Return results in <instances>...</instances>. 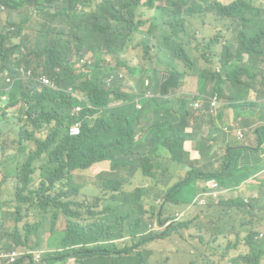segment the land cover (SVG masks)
<instances>
[{"label":"trees","instance_id":"trees-1","mask_svg":"<svg viewBox=\"0 0 264 264\" xmlns=\"http://www.w3.org/2000/svg\"><path fill=\"white\" fill-rule=\"evenodd\" d=\"M0 2L6 10L30 7L43 18L32 39L23 35V23L16 25L7 20L0 31L1 69L12 77L19 67L28 72V81L15 80L7 93V108L21 105L20 108L12 116L0 115V156L13 154L5 175L7 182H15L12 187H0V264H5L9 251L29 249L31 237L35 238L31 241L36 250L42 242V225L47 217H51L47 247L55 252L44 257L45 254L40 264H54L67 258L76 264L95 259H99L98 263L107 260L109 264H147L145 246L155 238L148 231L156 223L164 224L166 204L188 203L201 181L215 179L221 186H228V177L224 178L218 171L204 173L196 163L187 160L184 151L183 145L188 138L185 129L191 125L192 105L199 97L194 95L188 100L175 95V90L188 73L199 78L205 72H198L192 65L184 51L186 40L195 39L203 50L216 49L217 37L200 40L198 26L208 24L213 30L222 26L235 33V45L227 42L223 54L237 55L223 59V65L241 68L251 64L254 52L246 41L262 38L264 41V11L260 3L256 5L253 0L226 3L223 0ZM143 8L151 13L147 18L141 11ZM12 13L14 11L9 14ZM145 27L150 40L141 34ZM49 33L54 37L47 40ZM71 43L74 44L72 48ZM129 47L154 52L153 62L144 69L138 68L137 73L155 76L150 84L159 87L157 95L146 97L144 91L148 87L139 88L137 95L116 94L113 90L116 81L107 84L106 80L115 69L104 65V57L111 56L117 66H121L125 63L121 56ZM245 53L247 59L243 56ZM88 54L94 62L85 66L86 72H81L75 68V60ZM177 58L185 67L184 71ZM40 72L54 80L55 89L43 84ZM73 94L83 99L79 101ZM136 100L141 109L136 108ZM78 106L80 112H74ZM204 108L203 102L199 112L203 113ZM75 123L81 126L78 136L70 133ZM258 143H261L260 138ZM103 162H109L110 169L98 174V188L109 197L123 196V202L127 196L142 198V211L127 224L115 225L93 218L100 214V204H95L93 209L97 210L88 211L93 217L85 221L88 231L74 234L72 230L78 224L71 219L73 216L80 218L81 214L69 210L74 202L68 199L77 192L70 187L73 173ZM161 162H169V167L162 169ZM163 175L168 177L163 185H169L170 189L160 198L151 188L143 186V181L156 180ZM135 177H139L138 183L129 182ZM35 179L39 180L37 187L32 186ZM133 185L135 187L130 188ZM181 187L186 190L183 197H170L173 190ZM219 192L225 196L230 194L223 189ZM104 200L108 199L102 198L100 202ZM51 201L59 212L49 209ZM156 201L161 203L157 205ZM205 210L217 224L215 233L219 230L235 233V243L228 245V251L236 249L240 243L249 248V254L231 258L228 263L259 264L264 257V242L256 239L257 226L253 222L251 202L233 198ZM32 214L39 221L25 223L20 229L19 223ZM59 215L66 220L64 232L54 230ZM236 220L239 221L237 230L229 225ZM180 227L189 229L190 224ZM176 229L177 226L170 223L167 231ZM203 239L200 237V241ZM121 244L124 247L119 249ZM26 258L23 256L13 264H21Z\"/></svg>","mask_w":264,"mask_h":264},{"label":"rangeland","instance_id":"rangeland-1","mask_svg":"<svg viewBox=\"0 0 264 264\" xmlns=\"http://www.w3.org/2000/svg\"><path fill=\"white\" fill-rule=\"evenodd\" d=\"M232 0H223V2H230ZM256 5L259 3L264 4V0H253ZM3 16V20H10L13 24H24L23 35L34 38L39 31L40 23L43 20L34 10L30 7H25L19 10H9ZM11 11L14 13L9 14ZM146 15L150 16L151 13H146L145 9L141 10ZM199 39L203 40L206 38L208 41L210 38L217 37L219 44L216 49L203 50L202 46L198 45L196 40L189 38L186 40L184 45V51L188 54V57L192 61V65L198 69L208 68L207 71L198 78V80L190 88L196 92V96L199 97L204 103L211 104V102L216 101L219 104H226L228 106H237V100L241 97V92L245 89H252L256 85H261L264 83V41L261 40H248L246 44L251 46L254 52L251 64L242 65L238 68V65H223L222 60L233 57H237L236 54H223V51L227 48L226 43L230 42L232 45L234 43L235 33L228 30L222 26L216 27L214 30L207 24L204 27L201 25ZM141 34L143 37L151 39V36L147 32V27H145ZM54 37V34L49 33L47 40ZM264 37V36H263ZM260 42V43H259ZM260 44V45H259ZM74 46L71 43V48ZM215 46V45H214ZM244 58L247 59L248 54L245 53ZM124 60V64L117 66L116 60L111 56L104 57V65L110 68H114V78L116 85L113 88L116 94H127V92L133 90L134 88L145 89L149 86L151 80L155 76H145L137 73L138 68L144 69L148 63H152L155 59L154 52L149 50L147 53L141 48L137 47L133 49L129 47L124 54L121 56ZM180 63L181 70L184 71L180 59H176ZM94 62V60L92 59ZM255 65V67H254ZM133 66H137L134 68ZM189 76V73L187 74ZM185 79V78H184ZM184 79L182 83L177 86L179 89L182 84H184ZM23 82H26L23 81ZM1 87V86H0ZM177 95V94H176ZM194 96V95H193ZM193 96H185L188 100L192 99ZM111 103V104H119ZM8 100L4 103H0V115L6 114V116H12V114L20 108L18 105L15 108H7ZM74 111V110H73ZM141 116V115H140ZM75 126H80L79 123L74 124ZM73 125V126H74ZM215 155H218L217 153ZM13 154L7 156H0V187L4 188L6 185L8 187L14 186V180L7 182L6 171L10 168V162L13 159ZM145 156H141L144 158ZM160 165L162 169L169 167V162H161ZM110 169L109 162H103L101 164L95 165L86 171H78L73 173V178L71 181V188L75 191L68 199L69 202H74L69 207L72 212H78L81 214L80 218L72 217L71 222L77 223L78 227L73 229L74 234L80 232L88 231V227H85V221L90 220L93 216L88 213L93 209L95 204H100L98 211L100 214L95 215L93 218L96 220H107L112 224L118 225L120 223L127 224L135 218V216L142 211L143 202L142 198L127 196L123 202V196L115 195L109 197L104 190H100L97 185V176L100 173L108 172ZM168 181L166 175L159 176L156 180H151L147 178L143 181V186L149 187L154 191V194H159L162 198L165 193H169L170 186H164L163 182ZM129 182L138 183L139 177L131 179ZM39 185V180L35 179L32 186L37 187ZM135 185L130 188H134ZM127 188V185H125ZM186 190L177 188L170 193V197L179 198L183 197ZM5 198V197H4ZM108 199L100 202V199ZM233 198H243L247 199L241 192L240 189L231 192L225 196V199ZM35 203H38L35 201ZM159 205L161 202H157ZM79 205V206H77ZM54 202L51 201L49 204V209L59 212L58 209L54 208ZM149 205L146 203L145 209L148 210ZM205 208L199 207H189V204H174L169 203L165 205L163 218L165 219H175L178 215L179 217L175 224L177 229L173 232L167 231L168 225L162 226L160 232L164 234L152 238L151 242L146 244V258L147 264H229L228 260L234 258L238 255L247 252V247L240 243L235 250H227L229 244L233 245L235 243V233L227 234L223 230H219L215 233V223L210 219L205 217L203 213ZM229 217H227L228 219ZM57 222L54 226L56 232H64L66 228V220L62 215L56 218ZM39 219L34 215H30L27 219H23L19 223V228L25 224H33L38 222ZM184 223H189L190 228L184 229L182 226ZM11 225V222L8 223ZM43 234L41 236V244L35 250L32 247V241H35L34 237H31L28 241L29 249L16 248L14 250H19L21 252L27 251H45L47 254L55 252L47 247L49 241V235L51 232V217H47L42 225ZM257 232L263 235L264 239V221L262 225L257 228ZM232 235V236H229ZM25 236V235H24ZM24 236H22L24 238ZM229 236V237H227ZM200 237L204 239L200 241ZM227 237V238H226ZM32 240V241H31ZM52 244V242H50ZM91 244V243H88ZM124 244V243H123ZM121 244L119 249H122L124 245ZM58 253V252H57ZM226 254V259L222 261L221 256ZM99 259L92 261L85 260V264H109L107 260H102L98 263ZM8 264V263H7ZM21 264H30L28 258L25 259ZM54 264H76L73 263V259L67 258L64 261H57Z\"/></svg>","mask_w":264,"mask_h":264},{"label":"crops","instance_id":"crops-1","mask_svg":"<svg viewBox=\"0 0 264 264\" xmlns=\"http://www.w3.org/2000/svg\"><path fill=\"white\" fill-rule=\"evenodd\" d=\"M260 8L264 11V4L260 3ZM202 70L207 71L208 68H197L198 72ZM197 78L198 76L193 74L185 77L184 84L175 90V95H196L190 88ZM159 81L158 77L157 83ZM147 92L156 95L160 91L158 86L154 88L149 84L144 94ZM127 93L137 95L139 90L134 88ZM201 109L202 107L196 110L192 108L193 119L191 125L185 129L188 138L183 147L187 160L196 163L197 168L204 173L218 171L224 178L228 177L226 188L231 189V192L240 189L253 205V222L258 228L264 221V83L243 90L235 107L224 103L213 112L210 104L205 103L203 113L199 112ZM214 113L217 116L210 117ZM142 126L141 123L140 127ZM259 138L261 143H258ZM216 153L218 155H215ZM203 213L213 221L206 210ZM238 222L231 221L229 225L237 230ZM259 242H264V239ZM246 247L247 252L238 256L249 254V248ZM225 258L226 255L222 261Z\"/></svg>","mask_w":264,"mask_h":264},{"label":"clouds","instance_id":"clouds-1","mask_svg":"<svg viewBox=\"0 0 264 264\" xmlns=\"http://www.w3.org/2000/svg\"><path fill=\"white\" fill-rule=\"evenodd\" d=\"M0 4H1V2H0ZM1 5H2V4H1ZM2 6H3V5H2ZM4 8H5V7H4ZM6 13H7L6 8H5V12L0 13V23L3 24L2 29H3V27H4L5 24H6L5 21L3 20V16H5ZM7 20H8V19H7ZM6 22H7V21H6ZM2 29H1V30H2ZM1 30H0V31H1ZM86 57H88V59H89V61H90V64H88V63L81 64V60L84 59V58H86ZM92 59H93V58H92V56H91L90 54H88V55H86V56H84V57H82V58H78V59H76V60H75V68L78 69V70H80L81 72H86V67H85V66H89V65H91V64L93 63ZM20 69H23V71H24V75H22V74L19 72ZM0 70H1L2 72H4V73H7L8 76H9L10 78H12V80H13V84H14L15 80H17V79L22 80V81H25V80L28 81V72L25 70L24 67H19V68H17V69L15 70L16 75H15L14 77L10 76L9 73H8L7 71L2 70V69H1V66H0ZM40 75H41V77H42V79H43V84H44L45 86H47L48 88H51V89H55V82H54V80H53L49 75H47V74L44 73V72H40ZM113 81H115L114 75L110 76V77L106 80V82H107L108 85L111 84ZM0 86H1V87H0V103H4V102L7 101V93L11 90V88L13 87V85H12L11 88H9L8 84L5 82V79L2 78L1 81H0ZM147 87H148V86H147ZM1 92H4V93L1 94ZM156 95H157V94H156ZM3 96L6 97V100H2V97H3ZM145 96H146V97H151V96H155V95H151L150 92H147V93L145 94ZM73 97L77 98L79 101H81V100L83 99V98H82L80 95H78V94H73ZM197 102H199L200 105H201V107H202L203 102H202L201 100H197V101L194 102V104L197 103ZM194 104L192 105V108H193L194 110H196V109L194 108ZM87 105L90 107L89 104H87ZM138 106H140V104H139L138 102H136V108H137V109H139ZM219 106H220V104H219ZM219 106H218V108H219ZM201 107H200V108H201ZM200 108H199V109H200ZM80 109H81V107L78 106V107H76V108L74 109V112H80ZM140 109H141V106H140ZM216 116H217V115H216ZM216 116L212 115V117H216ZM75 124H76V123H75ZM79 124H80V123H79ZM73 125H74V124H73ZM73 125L70 127V129H71L72 127L75 126V125H74V126H73ZM77 127L79 128V134H80L81 126H77ZM225 130H226V129H225ZM79 134H78V135H79ZM78 135H76V136H78ZM185 141H186V140H185ZM184 143H185V142H184ZM183 146H184V145H183ZM211 180H215V179H211ZM208 181H210V180L199 182V183H198V191L196 192V194L194 195V197H192L191 200H190L188 203H180V204H189V207H199V208H205V209H206L207 207H209V206H211V205H217L220 201L224 200V199H225V195L222 196V197L220 198L219 202L216 203V204L209 203V204H208L207 206H205V207L197 206L196 204H194V200L196 199V197L198 196V194L201 193V192L203 191V186H204V184H205L206 182H208ZM215 181L219 184L220 187H222V188H224V189H227V190H229V192H231V189L226 188V187H223V186H221V184H220L217 180H215ZM181 216H182V214L178 215L177 218H175V219H165L166 221H165L164 224H162V225L156 223L154 226L150 227V229H149V231H148V234L151 235V236H155V237H158V236L164 234L165 232H162V233H153V232H160L161 229H162V226H164V225L166 226V225H169L170 223H174V222H176V220H177L179 217H181ZM256 231H257V230H256ZM262 238H263V235H262V234H259V233L257 232L256 239H257V240H260V239H262ZM12 251H14V249H13ZM16 251H19V250H16ZM9 252H10V251H9ZM19 252H21V251H19ZM36 252H43V254H42V256H41V259L43 258V256H44L45 254H47V252H45V251H27V252H21V253L23 254V256H26V257L28 258L30 264H40L41 259L39 260V262L34 261V255H32V253H36ZM23 256H22V257H23ZM27 258H26V259H27ZM263 261H264V257L260 260L259 264H261Z\"/></svg>","mask_w":264,"mask_h":264},{"label":"built area","instance_id":"built-area-1","mask_svg":"<svg viewBox=\"0 0 264 264\" xmlns=\"http://www.w3.org/2000/svg\"><path fill=\"white\" fill-rule=\"evenodd\" d=\"M5 12V8L4 6H2L0 4V13ZM3 24L0 23V30L2 29ZM88 63L90 64V61L88 59V57L84 58L81 60V64H85ZM19 72L24 75V71L23 69H20ZM4 78L5 82L8 84L9 88L12 87L13 85V80L12 78H10L8 76L7 73H4L0 70V81L1 79ZM2 100H6V97L3 96ZM219 103L216 101L211 102L210 107L212 109L213 112H215L218 109ZM201 107L200 103L197 102L194 104V108L195 109H199ZM138 108L140 109V106H138ZM214 116H216L217 114L214 113ZM70 133L73 136H76L79 134V128L77 126H74L70 129ZM227 190L224 189L222 187L219 186V184L215 181V180H210L208 182H206L203 186V191L201 193L198 194V196L196 197V199L194 200V204H196L197 206H201V207H205L207 206L209 203H213L216 204L219 202L220 198L222 196H224L222 193L219 192V190ZM229 191V190H227ZM10 254H7V256H5V264H13L16 263L17 260H19L20 258H22L23 254L19 251H10ZM43 252H36V253H32V255H34V261L39 262V260L41 259ZM264 264V261L261 263Z\"/></svg>","mask_w":264,"mask_h":264}]
</instances>
